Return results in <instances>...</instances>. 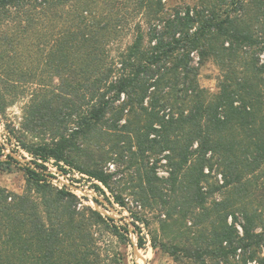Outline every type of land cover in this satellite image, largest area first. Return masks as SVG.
<instances>
[{
	"label": "trees",
	"instance_id": "trees-1",
	"mask_svg": "<svg viewBox=\"0 0 264 264\" xmlns=\"http://www.w3.org/2000/svg\"><path fill=\"white\" fill-rule=\"evenodd\" d=\"M263 55L264 0H0V111L28 96L23 128L38 138L10 130L27 164L0 142V168L28 182L0 185V264H102L97 227L128 226L80 207L48 164L113 191V174L74 155L106 138L109 158H149L134 193L159 217L154 248L183 264H264ZM208 59L215 94L200 82ZM213 171L223 183L206 191Z\"/></svg>",
	"mask_w": 264,
	"mask_h": 264
},
{
	"label": "rangeland",
	"instance_id": "rangeland-1",
	"mask_svg": "<svg viewBox=\"0 0 264 264\" xmlns=\"http://www.w3.org/2000/svg\"><path fill=\"white\" fill-rule=\"evenodd\" d=\"M182 1L194 3L196 0H167L169 4ZM219 76L220 69L215 61L213 59L206 60L201 66L200 82L209 93L215 94L219 91ZM27 100L28 96L18 99L7 109L5 114L0 111V142L5 145L6 153H11L22 164L31 163L33 157L21 145H18L17 139L10 130L15 128L27 142L38 141V138L23 128L24 105ZM43 135V137L49 138L46 133ZM111 144L112 140L106 138L98 145L91 146L89 144L88 147L82 145L83 150L74 153V155L77 166L79 164L91 168L100 167L107 173L113 174L114 177L111 181L113 191L102 182L82 173L78 167L64 163L62 166L68 170V173H65L53 162L48 164L49 171L54 176L53 183L59 187H63L65 184L70 186L82 202L80 207L92 206L105 216L111 217L113 220L110 221V224L128 226L129 231L122 229L124 235L115 234L105 227H97L96 237L102 264H183L160 246L153 247L155 237H157L158 243L161 241L160 232H158L159 217L151 210L142 208L134 193L135 186L138 184V166L147 162L149 158L146 157L145 161L143 159L135 161L130 158L129 153L119 156L112 154L113 158H109L108 152L111 151L109 149ZM165 164V159L160 161L157 172L160 176L167 177L169 171ZM206 172L209 173V169ZM209 175V182L204 184L206 191L214 188V185L223 183L222 175L216 174L214 171ZM0 185L12 191L24 193L28 189L25 171L17 164L7 170L0 168ZM223 195L217 192L210 199L222 198ZM120 200H124L127 205L123 206L119 202ZM136 216L140 220H136ZM140 238L144 239L145 244L140 245Z\"/></svg>",
	"mask_w": 264,
	"mask_h": 264
}]
</instances>
